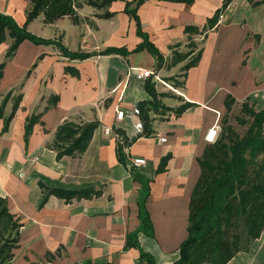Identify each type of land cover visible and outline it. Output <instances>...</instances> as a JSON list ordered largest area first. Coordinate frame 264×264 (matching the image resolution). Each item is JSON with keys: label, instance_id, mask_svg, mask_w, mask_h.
<instances>
[{"label": "crops", "instance_id": "0c3cea01", "mask_svg": "<svg viewBox=\"0 0 264 264\" xmlns=\"http://www.w3.org/2000/svg\"><path fill=\"white\" fill-rule=\"evenodd\" d=\"M94 1L97 7L75 0L69 15L45 21L40 14L27 23L29 0H0L1 14L52 42L25 40L11 57L8 38L0 44V199L18 225L12 258L0 264H147L138 262L139 249L156 264H173L187 238L198 160L212 144L208 131L218 132L226 97L234 105L246 99L264 105V0H253L259 3L254 6L232 0L204 40L200 31L223 0H146L136 14L163 59L158 70L147 50L131 52L142 39L124 11L130 0ZM187 26L198 32L185 33ZM60 46L88 57L71 59ZM198 47L200 59L185 74L187 60L169 66L174 54L193 55ZM107 49L130 53H102ZM139 69L156 73L175 92L153 78L137 79ZM147 80L154 100L145 90ZM135 107L140 117L131 114ZM117 111L123 112L120 121ZM138 122L140 134L134 129ZM89 124L96 128L83 151L81 143L71 153L65 149L80 132L61 148L62 126ZM133 157L145 166L130 167ZM142 183L148 188L144 206L151 237L140 230ZM52 189L91 192L65 199ZM130 235L138 247L127 246ZM226 264H264V233Z\"/></svg>", "mask_w": 264, "mask_h": 264}, {"label": "trees", "instance_id": "16d2710c", "mask_svg": "<svg viewBox=\"0 0 264 264\" xmlns=\"http://www.w3.org/2000/svg\"><path fill=\"white\" fill-rule=\"evenodd\" d=\"M88 3L97 7V2L87 0ZM146 0H130L126 2L125 13L135 21L136 33L142 42L131 52H139L143 49L157 61L156 69L163 66V59L159 51L148 41L147 35L140 29V23L136 14L137 7ZM190 5L194 0H167ZM232 0H223L213 16L209 18L202 28L203 40L206 38V31L211 30L218 23L222 13L228 8ZM252 6L259 3H252ZM75 0H29L30 8L27 12V23L31 22L38 15L43 14L45 21L55 20L59 17L69 15L73 9ZM132 3H136L134 8H130ZM108 1L103 2V6ZM185 33H197L198 29L185 27ZM10 39V45L6 57L13 56L18 46L25 40L34 44H52L50 40H44L30 34L25 27L18 26L14 20L0 13V44L6 39ZM202 40V41H203ZM193 44L188 43L192 48ZM61 53L71 59H85L88 55L71 53L63 46H60ZM128 55L130 52L124 49H107L104 52ZM192 56V51L184 54H174L169 66H175L179 62L188 60ZM201 50H198L194 58L187 61L182 67L184 74L199 61ZM4 64H0V78ZM150 79V78H149ZM146 92L154 100L156 92L151 80L145 83ZM248 99H246L247 101ZM246 101L242 103L243 110L248 114L250 123L242 136L234 133L230 125H227L226 116L235 100L226 97V112L221 119L222 133L220 137L209 144L198 163L201 168L200 177L193 189L189 201V218L187 227V238L179 247V258L173 264H226L238 252H248L255 240L264 233V108L258 112L246 108ZM150 106L151 103H149ZM188 104L176 109V114H181L188 108ZM15 110V109H14ZM13 110V111H14ZM12 116V115H11ZM10 116V117H11ZM148 121L147 116H142ZM8 122V121H7ZM145 122V123H146ZM31 121L27 125V131L31 128ZM242 124H246L243 122ZM73 127V126H72ZM62 126L57 135L61 148L69 142L70 135L73 138L75 133H81L78 140L70 142L67 152L71 153L74 148L80 147L84 150L87 141L90 139L96 124H89L79 129L76 127ZM3 130H6V125ZM57 139V140H58ZM68 144V143H67ZM66 152V151H65ZM60 154H64V151ZM119 160L123 162L120 153ZM166 160V159H165ZM163 160V161H165ZM139 175L135 176L137 180ZM143 181V180H142ZM91 191H66L62 189H52L51 194L59 195L65 199L80 198L84 193ZM148 194L146 184L142 183L141 198L139 199V219L140 230L147 236H152V225L145 210V200ZM0 263L9 261L12 258L10 253L17 243L16 231L18 225L13 221L8 213L5 201L0 199ZM11 228V229H10ZM11 239L2 241L3 234L12 231ZM127 246L138 247L135 235L127 238ZM138 262L156 264L153 258L139 249Z\"/></svg>", "mask_w": 264, "mask_h": 264}, {"label": "rangeland", "instance_id": "374dc122", "mask_svg": "<svg viewBox=\"0 0 264 264\" xmlns=\"http://www.w3.org/2000/svg\"><path fill=\"white\" fill-rule=\"evenodd\" d=\"M243 9H249L248 4L245 3ZM10 41L11 40L8 39L6 43H10ZM201 42L202 41H200L199 44ZM198 49H199V47L194 50V54L192 56H190L187 61H189V60L194 58L195 53L198 51ZM182 76H183V74H181L180 77H182ZM262 104H260L259 102L257 103V101H255L253 99H248L246 101V108L249 109V110H253L255 112H258V111H260V110H262L264 108V105L261 107ZM226 119H227V122H228L227 125H230V127L233 129L234 133L238 134L239 136L243 135V133L245 132V130H247V128L249 126V123H250V118H249L248 114L243 110L242 103L233 105L231 107L229 113L227 114ZM243 122H246V124H242ZM222 127L223 126L220 123L219 129H218V132H217L216 140L220 137V135L222 133ZM263 134H264V126H263ZM0 211H1V209H0ZM10 229H9L8 232L3 234L4 235L3 238H2L3 242L8 240V239H11V237L13 236L14 228H13L12 231H10Z\"/></svg>", "mask_w": 264, "mask_h": 264}, {"label": "built area", "instance_id": "2783aa9c", "mask_svg": "<svg viewBox=\"0 0 264 264\" xmlns=\"http://www.w3.org/2000/svg\"><path fill=\"white\" fill-rule=\"evenodd\" d=\"M220 18H221V16H220ZM136 78L139 79V80H145V79H148V78H153L158 83H161L164 86H166L167 88H169L172 91H174L172 89V87H170L169 85L165 84V82L163 80H161L158 77V75L156 73L152 72V71H147V70H141V69H139L137 71ZM131 114L140 117L141 112H140V110L138 108L135 107V108H133ZM122 118H123V112L122 111H117L116 112V119L118 121H120V120H122ZM134 129H135V131H136L137 134L142 133L143 132V123L142 122H138L136 125H134ZM216 138H217V130H216V127H215V128H213V129H211V130L208 131V133L206 135V140L209 143H213ZM158 141L161 142V143H164L165 142V138L164 137H160L158 139ZM145 164H146V161L144 159H142V158L133 157V158H130L129 159V165H130V167H132L134 169H138L140 167H143V166H145Z\"/></svg>", "mask_w": 264, "mask_h": 264}]
</instances>
